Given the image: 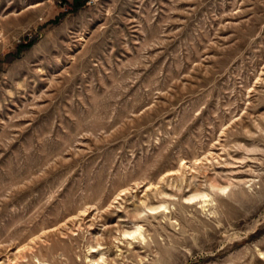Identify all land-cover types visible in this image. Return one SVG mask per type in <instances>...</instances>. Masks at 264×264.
Listing matches in <instances>:
<instances>
[{"label":"rangeland","instance_id":"rangeland-1","mask_svg":"<svg viewBox=\"0 0 264 264\" xmlns=\"http://www.w3.org/2000/svg\"><path fill=\"white\" fill-rule=\"evenodd\" d=\"M0 264H264V0H0Z\"/></svg>","mask_w":264,"mask_h":264},{"label":"bare ground","instance_id":"bare-ground-1","mask_svg":"<svg viewBox=\"0 0 264 264\" xmlns=\"http://www.w3.org/2000/svg\"><path fill=\"white\" fill-rule=\"evenodd\" d=\"M140 228H141V226L138 225L137 228H136L135 230H133L132 232H126L125 234H127V235H129V236H132V235H134V234L140 232V230H141ZM91 247H96V245H92ZM100 250H101V249H99V251H100ZM93 252H95V250H94ZM98 259H99V258H95V261L99 262ZM100 259H103V258L100 257Z\"/></svg>","mask_w":264,"mask_h":264}]
</instances>
